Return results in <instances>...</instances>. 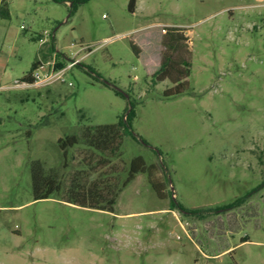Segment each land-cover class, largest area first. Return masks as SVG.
<instances>
[{
    "label": "rangeland",
    "instance_id": "374dc122",
    "mask_svg": "<svg viewBox=\"0 0 264 264\" xmlns=\"http://www.w3.org/2000/svg\"><path fill=\"white\" fill-rule=\"evenodd\" d=\"M4 1L0 264H264V0ZM163 27L189 49V86L170 97L149 77ZM53 50L77 59L65 82L13 86ZM131 110L119 150L64 156L60 137ZM136 156L146 170L122 189ZM34 160L61 190L34 199ZM71 181L121 189L113 210L69 202Z\"/></svg>",
    "mask_w": 264,
    "mask_h": 264
},
{
    "label": "trees",
    "instance_id": "16d2710c",
    "mask_svg": "<svg viewBox=\"0 0 264 264\" xmlns=\"http://www.w3.org/2000/svg\"><path fill=\"white\" fill-rule=\"evenodd\" d=\"M70 2V13L84 0H62ZM130 11H134L135 0H130L128 4ZM0 15L9 16V9L4 0L0 2ZM40 34L33 36L38 39ZM187 36L184 32L176 27L161 28V38L159 52H157L155 61L152 62V70L149 77L153 85L158 82L169 80L173 83L171 87L163 91L164 96L170 97L183 93L189 86L188 76L190 74V61L186 56L189 54V49L186 43ZM136 55L142 52L138 43L132 39L130 41ZM38 59L32 62L30 69L23 75L21 80L28 82L32 81L31 72L36 65ZM116 93H121L119 90ZM133 116L131 110L126 116H121L116 123L101 124L95 126H86L83 128L80 135H67L64 138L58 139L59 146L63 150L64 156L67 154V148L76 146L79 143H84L89 149L100 154L105 152H116L119 150L123 137L130 126V121ZM101 160L106 157L100 156ZM146 170L145 163L140 156L131 159L126 177L121 182L120 188L123 189L135 174ZM31 180L34 199H42L49 197L53 192L61 190L63 187L60 180L53 173L52 169L45 171L41 161L34 160L31 162ZM119 189L114 190L109 186L101 185L100 182L94 181L91 184L79 185L71 181L66 191L69 194V202L91 207L101 210H110L114 208L116 196Z\"/></svg>",
    "mask_w": 264,
    "mask_h": 264
},
{
    "label": "built area",
    "instance_id": "2783aa9c",
    "mask_svg": "<svg viewBox=\"0 0 264 264\" xmlns=\"http://www.w3.org/2000/svg\"><path fill=\"white\" fill-rule=\"evenodd\" d=\"M50 38H53V34L44 32L40 34L38 41L43 44L48 42ZM77 63V59H68L60 53L58 55V52L53 50L45 59H38L31 72V82L16 80L13 86L44 87L57 81L65 82L67 72ZM68 83L71 84L70 81Z\"/></svg>",
    "mask_w": 264,
    "mask_h": 264
},
{
    "label": "crops",
    "instance_id": "0c3cea01",
    "mask_svg": "<svg viewBox=\"0 0 264 264\" xmlns=\"http://www.w3.org/2000/svg\"><path fill=\"white\" fill-rule=\"evenodd\" d=\"M38 35V34H37Z\"/></svg>",
    "mask_w": 264,
    "mask_h": 264
}]
</instances>
